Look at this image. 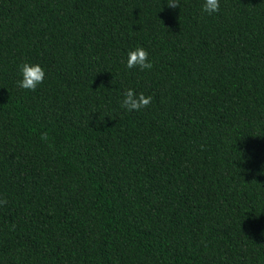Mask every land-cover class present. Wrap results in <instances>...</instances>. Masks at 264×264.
<instances>
[{"label":"trees","instance_id":"trees-1","mask_svg":"<svg viewBox=\"0 0 264 264\" xmlns=\"http://www.w3.org/2000/svg\"><path fill=\"white\" fill-rule=\"evenodd\" d=\"M201 3L0 0V264H264V0Z\"/></svg>","mask_w":264,"mask_h":264},{"label":"clouds","instance_id":"clouds-1","mask_svg":"<svg viewBox=\"0 0 264 264\" xmlns=\"http://www.w3.org/2000/svg\"><path fill=\"white\" fill-rule=\"evenodd\" d=\"M221 0H202L201 10L211 16L220 10ZM169 8L180 7V0H166ZM125 67L129 70L139 68L140 70H151L153 61L149 52L140 45L129 48L126 54ZM46 72L42 64L25 60L19 65V79L16 81L18 88L35 90L43 83ZM152 100L151 96H146L143 92H137L134 88H126L120 94L119 105L128 111L140 110L146 107Z\"/></svg>","mask_w":264,"mask_h":264}]
</instances>
